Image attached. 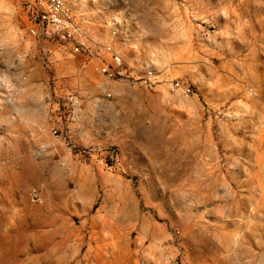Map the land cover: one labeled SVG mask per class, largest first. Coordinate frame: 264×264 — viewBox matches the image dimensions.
I'll use <instances>...</instances> for the list:
<instances>
[{"label": "rangeland", "instance_id": "374dc122", "mask_svg": "<svg viewBox=\"0 0 264 264\" xmlns=\"http://www.w3.org/2000/svg\"><path fill=\"white\" fill-rule=\"evenodd\" d=\"M69 3L91 39L123 58L114 94L129 84L163 95V139L178 147L123 157L106 96L85 130L54 134L66 87L105 77L58 52L47 66L19 63L43 44L26 35L16 0H0V264H264V0ZM174 80L194 94L171 92ZM112 150L120 166L109 169Z\"/></svg>", "mask_w": 264, "mask_h": 264}, {"label": "built area", "instance_id": "2783aa9c", "mask_svg": "<svg viewBox=\"0 0 264 264\" xmlns=\"http://www.w3.org/2000/svg\"><path fill=\"white\" fill-rule=\"evenodd\" d=\"M17 6L25 14L27 26L26 35L42 45L30 56L26 51L19 52L16 60L19 63H26L29 57L39 58L46 66L50 62L49 53L58 52L62 56H81L84 65L87 66L96 62L95 69L104 75L105 79L98 84L107 98L113 96L109 81H115L124 77V61L122 56L112 47L95 42L84 29L80 20L73 12L69 0H16ZM54 89L58 90L56 80ZM6 76L0 72V95L7 89ZM88 86H67L66 95L63 98L66 109L65 119L59 117L52 125V130L57 136L64 138L62 130H66V138L71 139L73 130H80L79 125L83 123L85 112V95L88 94ZM171 92H180L183 96L189 97L194 94L193 87L182 80H174L169 88ZM78 124L73 127L72 124ZM82 155L91 154L87 148H82ZM109 169L120 166L118 152L112 150L105 161Z\"/></svg>", "mask_w": 264, "mask_h": 264}, {"label": "crops", "instance_id": "0c3cea01", "mask_svg": "<svg viewBox=\"0 0 264 264\" xmlns=\"http://www.w3.org/2000/svg\"><path fill=\"white\" fill-rule=\"evenodd\" d=\"M98 84L90 83L87 87L89 90L88 94L85 95L86 113L83 114L87 121L97 112L96 104L99 103L98 100L105 97V93ZM58 87L63 90L61 85H58ZM141 91L134 90L133 86L129 84L118 86L115 94L112 91V97H115V104L118 107V130H124L121 142L129 144L123 146L121 154L131 161L139 160V158L148 159L152 150L161 153L164 150H169L173 145H176L174 148L178 147V144L175 143V138L163 139V135L166 134L163 126L169 118L168 109L164 106L166 101L163 95L149 88ZM148 115H150L152 123L154 121L157 122V129L152 123V125L147 124ZM77 125L75 123L72 124L73 127H77ZM84 126L80 127V130H85L86 127ZM147 130H157V134L160 137L158 139L152 138ZM172 133L180 134L181 130H173Z\"/></svg>", "mask_w": 264, "mask_h": 264}]
</instances>
